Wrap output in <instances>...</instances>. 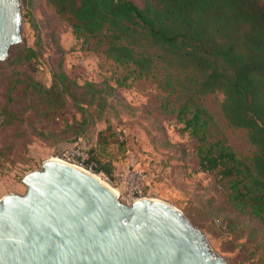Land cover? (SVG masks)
I'll return each instance as SVG.
<instances>
[{"label": "rangeland", "instance_id": "374dc122", "mask_svg": "<svg viewBox=\"0 0 264 264\" xmlns=\"http://www.w3.org/2000/svg\"><path fill=\"white\" fill-rule=\"evenodd\" d=\"M20 13L22 40L0 61V199L24 194L22 177L61 149L94 148L112 168L111 174L95 175L118 192L119 200L141 194L167 202L203 232L226 264H264V220L236 207L227 178L198 169L195 148L200 143L177 122L186 100L202 107L210 118V139L225 142L250 166L255 148L245 129L227 122L222 92L196 93L197 72L176 68L162 57L141 75L133 65L118 64L101 37L77 39L48 0H20ZM28 47L36 52L32 62L9 64ZM59 70L77 86L58 85V103L46 107L34 92L52 86ZM85 81L115 90L105 102L89 103ZM78 102L84 111L77 109ZM100 132L104 139L99 141Z\"/></svg>", "mask_w": 264, "mask_h": 264}, {"label": "trees", "instance_id": "16d2710c", "mask_svg": "<svg viewBox=\"0 0 264 264\" xmlns=\"http://www.w3.org/2000/svg\"><path fill=\"white\" fill-rule=\"evenodd\" d=\"M48 1L77 39L101 37L106 53L118 64L133 65L137 74L148 73L162 57L176 68L197 72L196 93L222 92L221 110L227 122L245 129L255 148L250 166L225 142L210 139V118L202 107L186 100L177 110V122L200 143L195 148L198 169L227 178L229 197L236 207L264 220V2L141 0L140 6L132 0ZM24 52L12 57L9 64L32 62L35 50L28 47ZM66 83L77 86L59 70L54 72L52 86L41 85L39 92H33L47 107L52 101L58 103L54 89L60 84L69 87ZM122 84L117 80L118 86ZM83 86L89 88V103L96 105V99L105 102L115 90L112 85L98 88L90 81ZM77 109L85 110L79 102ZM85 119L84 114L80 122ZM102 134L99 141L104 139ZM88 152L98 164L96 171L111 174L112 168L101 162L94 148Z\"/></svg>", "mask_w": 264, "mask_h": 264}, {"label": "water", "instance_id": "95a60500", "mask_svg": "<svg viewBox=\"0 0 264 264\" xmlns=\"http://www.w3.org/2000/svg\"><path fill=\"white\" fill-rule=\"evenodd\" d=\"M20 0H0V61L21 42ZM0 199V264H226L171 204H125L94 174L47 159Z\"/></svg>", "mask_w": 264, "mask_h": 264}, {"label": "built area", "instance_id": "2783aa9c", "mask_svg": "<svg viewBox=\"0 0 264 264\" xmlns=\"http://www.w3.org/2000/svg\"><path fill=\"white\" fill-rule=\"evenodd\" d=\"M56 158L60 159L63 162L80 167L92 174H97V173L102 174L101 171H96L98 164L94 159L91 158V155L89 154L87 149H82L79 147L63 148L57 154ZM141 198H147V197L141 196V194H139V196L136 197H133L132 195H128V199H125L122 202L129 205L135 200H139Z\"/></svg>", "mask_w": 264, "mask_h": 264}, {"label": "bare ground", "instance_id": "6f19581e", "mask_svg": "<svg viewBox=\"0 0 264 264\" xmlns=\"http://www.w3.org/2000/svg\"><path fill=\"white\" fill-rule=\"evenodd\" d=\"M53 160H60V159H57L56 157L55 158H52ZM61 161V160H60ZM80 168V167H79ZM82 169V168H81ZM84 170V169H83ZM95 175V174H94ZM99 180H101L103 183H105L98 175H95ZM106 184V183H105ZM107 185V184H106ZM108 186V185H107ZM110 187V186H109ZM111 188V187H110ZM111 190L116 194V195H118V192L115 190V189H113V188H111Z\"/></svg>", "mask_w": 264, "mask_h": 264}]
</instances>
